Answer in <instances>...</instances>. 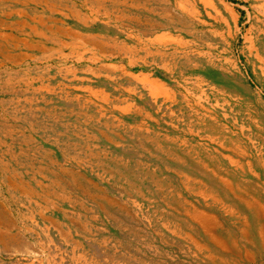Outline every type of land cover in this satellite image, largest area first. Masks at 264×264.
I'll return each mask as SVG.
<instances>
[{
	"label": "rangeland",
	"instance_id": "obj_1",
	"mask_svg": "<svg viewBox=\"0 0 264 264\" xmlns=\"http://www.w3.org/2000/svg\"><path fill=\"white\" fill-rule=\"evenodd\" d=\"M0 264H264V0H0Z\"/></svg>",
	"mask_w": 264,
	"mask_h": 264
},
{
	"label": "bare ground",
	"instance_id": "obj_2",
	"mask_svg": "<svg viewBox=\"0 0 264 264\" xmlns=\"http://www.w3.org/2000/svg\"><path fill=\"white\" fill-rule=\"evenodd\" d=\"M162 24H163V23H162ZM153 84H154V83H153ZM155 85H156V84H155ZM156 87H157V86H156ZM94 96H95V95H94ZM2 235H3V234H2ZM2 239L5 240L6 238L3 237ZM3 242H5V241H3ZM6 242H7V240H6Z\"/></svg>",
	"mask_w": 264,
	"mask_h": 264
}]
</instances>
